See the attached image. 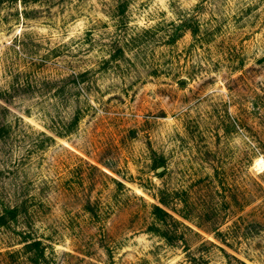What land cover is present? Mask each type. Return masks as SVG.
Here are the masks:
<instances>
[{"label":"rangeland","instance_id":"rangeland-1","mask_svg":"<svg viewBox=\"0 0 264 264\" xmlns=\"http://www.w3.org/2000/svg\"><path fill=\"white\" fill-rule=\"evenodd\" d=\"M1 214L0 264H264V0H0Z\"/></svg>","mask_w":264,"mask_h":264},{"label":"trees","instance_id":"trees-1","mask_svg":"<svg viewBox=\"0 0 264 264\" xmlns=\"http://www.w3.org/2000/svg\"><path fill=\"white\" fill-rule=\"evenodd\" d=\"M161 202L164 205H166L164 200L161 199ZM151 214H152V216L154 218V221L160 224V226H152L153 231L159 232L161 234V236L165 237L167 240H170L171 237L176 235L177 228L174 227V224L175 223L182 224V223L179 222L178 220H176L175 218H173L166 209L160 207L159 205L154 204V205H152ZM3 217H4L3 214H1L0 215V224H2L1 219ZM182 225H184V224H182ZM185 227H187V226H185ZM39 244H40L39 241H33L31 244L27 242L25 244V246L28 249L31 248V247H34L35 249H37ZM42 252L43 251L40 248L38 250L37 255H36L37 259H38V257L40 256V254Z\"/></svg>","mask_w":264,"mask_h":264},{"label":"bare ground","instance_id":"bare-ground-1","mask_svg":"<svg viewBox=\"0 0 264 264\" xmlns=\"http://www.w3.org/2000/svg\"><path fill=\"white\" fill-rule=\"evenodd\" d=\"M256 161H257L256 162L257 165L263 164L261 159H257Z\"/></svg>","mask_w":264,"mask_h":264}]
</instances>
